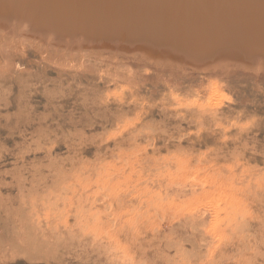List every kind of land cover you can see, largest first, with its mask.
Here are the masks:
<instances>
[{"label": "rangeland", "instance_id": "obj_1", "mask_svg": "<svg viewBox=\"0 0 264 264\" xmlns=\"http://www.w3.org/2000/svg\"><path fill=\"white\" fill-rule=\"evenodd\" d=\"M220 19L175 20L184 40L168 54L197 42L219 58L199 39ZM93 22L113 40L141 30ZM112 53L68 65L33 44L0 50V264H264V75Z\"/></svg>", "mask_w": 264, "mask_h": 264}, {"label": "bare ground", "instance_id": "obj_2", "mask_svg": "<svg viewBox=\"0 0 264 264\" xmlns=\"http://www.w3.org/2000/svg\"><path fill=\"white\" fill-rule=\"evenodd\" d=\"M69 1L74 8H65V1L58 3L55 0H13V4L7 8L5 0L0 1V50L9 48L21 51L27 44H33L46 50L52 49L57 54H64V62L68 65L75 63L73 57L76 55L84 58L86 53L105 54L113 50V57L123 56L148 66L170 67L174 71H242L255 77L264 75V0H249L241 7H231L232 0H221L220 3L213 0H67V3ZM162 3L166 9L172 8L174 12L170 16L171 23L167 20L166 13L155 11ZM141 7L144 9L137 10ZM133 9L136 11H132ZM105 12L109 15L103 14ZM71 15H80L83 19L84 24L79 25L81 28H74L76 31L79 29L80 33L76 34L71 29L74 26L69 21L74 18ZM100 16H107L110 20H125L126 17L129 24L133 22L141 29L136 31L139 36L113 40L95 35L97 27L93 21ZM186 17L200 23L205 20L207 24L216 17L221 18V29L214 31L218 23L213 21L208 28L203 29L202 39H199L204 48L205 44L209 45L211 52L223 47L225 52H219V58L208 59L205 51L199 49L201 45L196 47L197 42L195 46H186L183 49L186 56L168 54L175 50V46H180L175 44L184 40L183 31L175 28V20L183 22ZM115 22L113 25H119L114 24ZM246 23L250 25L244 26ZM146 33H157L162 41L154 43L144 36ZM233 47L245 48L249 50V55L244 49L246 54H239ZM103 48L106 49L105 52H101ZM94 49H98V52L90 51ZM121 51L122 54L119 53Z\"/></svg>", "mask_w": 264, "mask_h": 264}]
</instances>
